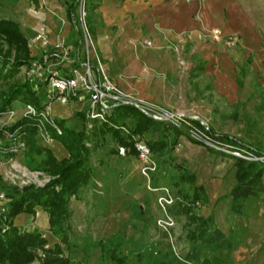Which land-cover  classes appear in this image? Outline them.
<instances>
[{"label": "rangeland", "instance_id": "rangeland-1", "mask_svg": "<svg viewBox=\"0 0 264 264\" xmlns=\"http://www.w3.org/2000/svg\"><path fill=\"white\" fill-rule=\"evenodd\" d=\"M24 1L29 6L33 2V0ZM39 1L42 7L47 9V0ZM54 1L62 6L64 14L72 2V0L71 2L63 0V3L62 0ZM89 8L86 0L80 1L76 8L78 26L83 36L80 61L88 58L92 65L99 63L109 80L120 84L127 92L137 97L147 93L156 101L153 103L191 119L200 120L215 134L230 135L264 153V81H258L253 76L250 59L245 58L242 62L232 61L230 70L223 73L218 63L204 61L192 55L190 47L167 45L166 50L170 58L148 79L150 83L147 86H138L141 80L130 76L129 71L126 70L128 63L102 58L91 34V26L95 28L99 26L98 18L92 16ZM14 16L17 14L0 15L2 18ZM144 41L140 39L136 47L153 46L152 42L150 46L144 45ZM58 43L61 44L62 49H67L69 64L72 66L76 49L71 47L67 40L60 39ZM33 45V42H30L31 48ZM225 46L235 47L226 44ZM0 47L1 96L2 93H9L13 86L27 82V74L25 66L13 71L14 50L5 43H1ZM49 50V47L42 49L43 52ZM74 66L79 64H73ZM1 103L0 97V105ZM26 106L25 97L20 95L15 96L6 110L1 111L0 108V130L11 128L23 119L26 116ZM76 112L73 106L65 108L54 105L53 107L55 120L61 119L67 126L80 130L82 120L76 116ZM179 130L184 134L177 138L172 128L163 130V127H159L158 131L147 134L146 138L149 141H154L159 134H164L168 142L167 149L160 155L154 156L156 170L150 175L149 186L153 189L169 188L179 197L183 195L191 197L197 187H203L207 201L201 202L202 209H196V213L208 208L209 200H215V206H228V194L236 183L234 161L231 156L264 164V157L245 154L243 149L239 150L212 141L205 146L195 144L187 127L183 126ZM36 137L40 145L49 148L59 158L60 151L56 140L50 144L38 133ZM97 141V147L89 160L92 168L91 180L80 190L77 197L71 198L69 203L73 228L71 236L73 247L70 250L72 264H114L101 255L97 243H107L109 249H113L108 241L117 234L124 237L118 253L126 256L130 264H142L136 260L134 252L136 249H140L139 252L144 253L151 262L152 257L169 251L182 259L194 246H200L199 241L192 242L188 239L183 216L176 219L173 245L169 243L156 226V219L160 217L156 193L148 190L147 181L140 174L139 162L112 154L110 150L116 143L109 135H105L103 139L99 137ZM207 147L212 148L214 152L208 151ZM25 153L26 147L10 159L0 156V176L7 184L19 188L31 184L37 187L43 186L50 178L41 172L29 171L24 165ZM64 153L67 151L65 150ZM182 174L193 175L195 181L180 182L179 177ZM4 207L5 200L0 194V214L4 211ZM44 237L47 238L48 243L57 241L48 233H44ZM63 249L68 255L64 246ZM200 249L203 256L207 255L211 259L212 264H217L218 259L212 253L204 247L200 246ZM258 250L262 255L258 259L264 260V249Z\"/></svg>", "mask_w": 264, "mask_h": 264}, {"label": "trees", "instance_id": "trees-1", "mask_svg": "<svg viewBox=\"0 0 264 264\" xmlns=\"http://www.w3.org/2000/svg\"><path fill=\"white\" fill-rule=\"evenodd\" d=\"M80 1L74 0L69 8L68 16L71 25L78 36V47H82L83 36L78 26L76 8ZM5 43L14 50L15 56L12 62V70L16 71L20 66L28 65L34 58L30 56L28 40L20 30L19 24L13 20L0 19V44ZM1 51V47H0ZM5 60H7L5 58ZM22 95L27 104L37 105L38 99L31 90L28 82L20 86H13L9 93H2L0 105L1 111L10 107L15 96ZM82 120V128L75 130L67 126L65 121L56 119L61 129V135L51 133L54 140L59 142L67 151L68 157L58 159L52 151L43 147L37 140V119L33 116H25L11 128L0 130V156L10 159L14 154L13 146L21 141L25 143L26 153L24 165L31 172H41L50 180L41 187L33 184L19 188L7 184L0 176V194L6 200L4 211L0 214V264H72L70 250L73 247L71 236V210L69 203L71 198L77 197L80 190L85 187L92 177V168L89 165L90 156L97 147V140L109 135L115 146L110 152L117 155V145L130 147L135 154L131 142L120 129L115 127H127L133 135H146L156 132L159 127L165 125L157 123L142 115L132 107H119L109 117L110 124H94L88 129L82 111L75 113ZM193 127L201 131L213 142L225 144L245 154L256 157H264V153L254 149L250 144L244 143L230 135H217L213 130L200 120H190ZM175 137L184 133L179 129H173ZM193 143L204 146L201 142L191 139ZM152 154L160 155L168 147L164 134H159L154 141L147 142ZM214 152L212 148H206ZM119 157V156H118ZM233 159L235 185L231 188L228 197L230 199L229 211L236 216H242V207L249 197L262 198L264 195V164L258 161L247 160L242 157L231 156ZM180 182L193 183V175L182 174ZM179 197V196H178ZM180 201L169 209L170 214L177 219L185 218L184 229L187 237L192 242L199 241L200 246L210 252L230 250L233 244L234 233L230 229L227 233L216 228L210 217L203 218L196 213V202H206L203 187L194 190L191 197L183 195ZM41 207L48 216L49 233L57 241L53 247H47V239L37 230H24L14 225L13 220L20 214L34 215L35 207ZM141 209L139 208V212ZM121 235H113L108 241L113 246L109 249L107 243L99 242L101 255L108 258L114 264H130L128 258L119 255V247L123 243ZM127 241H125L126 243ZM63 246L68 255L65 254ZM200 246L193 247L182 259L176 257L171 251L152 257L151 262L140 249L134 250L136 260L142 264H212L207 255H202Z\"/></svg>", "mask_w": 264, "mask_h": 264}, {"label": "crops", "instance_id": "crops-1", "mask_svg": "<svg viewBox=\"0 0 264 264\" xmlns=\"http://www.w3.org/2000/svg\"><path fill=\"white\" fill-rule=\"evenodd\" d=\"M73 1L70 0L71 4L64 14L62 6L54 0H47V9L39 0H33L31 6L24 0H0V15L17 14L13 18L0 19L19 24L28 40L32 58H40L44 54V48L35 41L37 30L42 25L50 43L48 53L52 54L54 45L60 39L67 40L76 49L73 64H79L82 62L79 60L82 47H78V36L68 16ZM86 1L89 12L98 18L99 26H91V34L102 58L128 63L126 70L130 76L141 80L138 86H147L150 83L148 79L170 58L167 45H186L192 55L218 63L223 73L230 70L232 61L250 59L253 76L258 81H264V0ZM215 28L220 29L224 37H237V45L228 48L224 40L213 41L209 32ZM140 39L152 42L153 46L136 47ZM30 42L34 44L33 53ZM73 64L68 63L66 67L72 68ZM117 85L127 92L120 84ZM140 98L156 103L147 93ZM56 145L60 151L59 158L54 156L58 159L68 157L63 146L59 142ZM127 158L135 159L132 155ZM229 205L230 199L228 206L224 207L215 206V200H209L208 208L197 213L203 218L210 217L213 225L222 232L232 229L234 233L230 250L208 252L218 259L217 264H264V260L258 259L262 256L258 249H264V195L262 198H247L243 203L242 216L230 213ZM13 223L27 231L37 229L43 236L48 233L53 239L48 231V216L39 206L35 207L34 215L20 214ZM54 244L48 243L47 247Z\"/></svg>", "mask_w": 264, "mask_h": 264}, {"label": "built area", "instance_id": "built-area-1", "mask_svg": "<svg viewBox=\"0 0 264 264\" xmlns=\"http://www.w3.org/2000/svg\"><path fill=\"white\" fill-rule=\"evenodd\" d=\"M209 36L216 42L224 40L228 46H235L238 41L235 36L224 37L221 30L217 28L210 30ZM35 40L44 49L49 46L44 26L41 25L38 28ZM143 43L146 46L151 45L150 41ZM60 46V43H56L52 54L45 51L42 57L33 59L25 66L27 82L38 99L37 105L27 104L26 116L36 117L37 133L46 141L50 143L55 141L51 136L52 132L61 135V129L53 115L54 105L73 106L77 112L82 111L88 129H91L94 124L112 125L109 122V117L115 109L132 107L152 121L161 123L168 128L187 127L191 133V139L201 142L204 146L212 141L191 125L190 120L197 119H191L165 109L122 90L116 83L109 80L99 63L92 65L86 58L79 63V66L67 68L69 53L67 49H62ZM115 128L124 133L135 151V154H132L130 147L117 145V155L119 157L132 155L139 162L140 174L147 181L148 190L156 193V204L160 212V217L156 219V226L173 245L176 219L170 214L169 209L179 202L180 198L169 188L153 189L149 186L150 175L155 172L156 164L154 155L148 147L149 140L146 136L133 135L127 127ZM24 148L25 143L19 141L12 150L14 153H18ZM200 208L201 203L196 202V209Z\"/></svg>", "mask_w": 264, "mask_h": 264}]
</instances>
